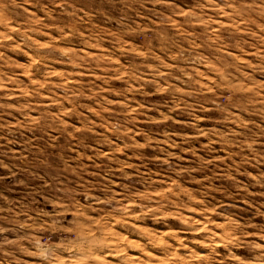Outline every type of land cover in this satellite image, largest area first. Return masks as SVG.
<instances>
[{
	"label": "rangeland",
	"instance_id": "rangeland-1",
	"mask_svg": "<svg viewBox=\"0 0 264 264\" xmlns=\"http://www.w3.org/2000/svg\"><path fill=\"white\" fill-rule=\"evenodd\" d=\"M0 264H264V0H0Z\"/></svg>",
	"mask_w": 264,
	"mask_h": 264
}]
</instances>
